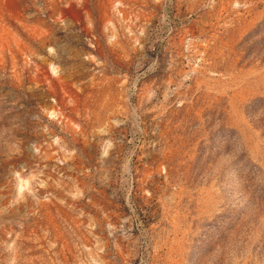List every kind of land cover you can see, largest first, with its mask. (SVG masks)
Wrapping results in <instances>:
<instances>
[{
    "label": "rangeland",
    "instance_id": "374dc122",
    "mask_svg": "<svg viewBox=\"0 0 264 264\" xmlns=\"http://www.w3.org/2000/svg\"><path fill=\"white\" fill-rule=\"evenodd\" d=\"M0 264H264V0H0Z\"/></svg>",
    "mask_w": 264,
    "mask_h": 264
}]
</instances>
